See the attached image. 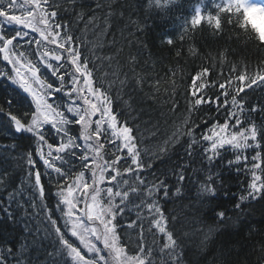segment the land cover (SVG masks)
I'll return each mask as SVG.
<instances>
[{
  "label": "trees",
  "instance_id": "obj_1",
  "mask_svg": "<svg viewBox=\"0 0 264 264\" xmlns=\"http://www.w3.org/2000/svg\"><path fill=\"white\" fill-rule=\"evenodd\" d=\"M55 2L62 9L58 11L56 20L66 26L61 29V35L63 36L65 30H71L75 45L79 46L82 52L81 59L86 57L90 61L88 66L93 70L94 87L107 92L112 98V109L118 115V119H127L129 126L133 127L132 134L137 136L141 159L145 164L152 165L151 169L141 173V177H148L157 183L164 180L169 186V198L166 201L159 199L162 192L157 198L165 216L168 217L169 230L173 231L174 238L180 245L176 252L181 254L182 264H264V208L256 201H249L245 202L247 207L242 205L243 213L233 210L234 205L239 202V197L247 195L250 182L249 173L237 171V168L243 169V161L236 162L231 168L228 166L229 160L235 161L236 150L226 146V149L222 150V158H217L212 165L203 152V148L208 146L207 143L194 144L191 156L186 151L188 144L193 139L199 141L201 135L207 134L213 124H224L227 111H238V108L230 103L232 89L239 87L237 75L245 66L247 73L251 75L264 64V46L255 39L256 27L249 20L247 28L243 27V17L234 13L227 20L222 19V31H215L205 21L195 30L190 28L185 33L183 27L186 28L187 25L184 20H191L193 10L197 6L207 3L209 13L215 14V5L219 3L214 4L211 0H174L168 5L170 11L151 6L150 0H55ZM182 35L183 39L180 38ZM32 37L37 38L32 33L27 39ZM169 38L174 41L171 45L166 42ZM18 43L22 45L19 51L40 67L42 80L54 86L58 85L56 77H53L42 64L37 63V56L32 54L35 45H26L23 41ZM40 47L41 51H44L43 45ZM49 47L56 49L55 45ZM6 65L9 66L0 57V69ZM64 68H68V65L65 64ZM64 68L61 69L62 72ZM203 69L208 70L207 74L196 79L197 74ZM71 70L68 69L69 72ZM220 83L228 90L227 97L220 89ZM200 85L204 87L201 88ZM65 86H68L67 76ZM193 92H196V96L192 95ZM245 92H247L245 101L248 102L246 108L254 105L264 106V86H253L251 91L245 88ZM21 95L24 94L21 92ZM200 95L211 102L193 107L194 100ZM226 98L228 104L224 103ZM239 99L237 96L238 101ZM53 100L60 105L58 111L64 112L68 119H74L72 114L65 111L69 98L64 93H57L49 102L52 103ZM76 103L81 101L77 100ZM23 111L27 113L30 108L24 107ZM181 118L188 119L183 131L187 132L188 128H192L193 136H181L180 143H169L167 152L161 154L158 146L180 126ZM250 119L257 125L264 124V113H251ZM3 120L4 118L0 117V121ZM241 120L245 121L246 126L244 116H241ZM193 122L198 127H193ZM94 127L95 125L93 129ZM42 131L46 133L47 142L53 145L52 159H55L57 155L55 149L60 139L53 132L51 125L44 126ZM62 138L65 143L72 138L80 146L76 152L77 157L87 148L80 125H66ZM101 142L105 143L103 159H113L112 153L115 151L113 146L106 143L103 137ZM0 145L19 146L9 148L7 152L0 148L2 157L0 168L12 172L17 187L25 180L27 170L25 161L13 159L20 157L21 153L30 152L36 161V167L42 173L50 171L43 165L36 152L34 135L25 134L23 138L0 140ZM145 148L148 149L147 155L143 151ZM44 151H48L46 145ZM260 152L264 155V146ZM244 154L250 160L256 152L248 149ZM65 159L69 157L65 156ZM129 163L130 159H122L119 162L120 170L123 171ZM18 164L22 167H17ZM71 164L73 165L71 178L74 179L82 167L76 158H71ZM56 166H61L59 161ZM63 170L68 169L63 167ZM181 171L185 180L178 183L177 176ZM216 173H219V180L210 185L217 189V198L213 199L203 193L201 187L208 183L209 176L215 180ZM125 179H129V183L135 186V177L130 178L125 174ZM47 180L48 177L43 175L42 182L46 190L52 189L51 192H47L45 201L47 208H51L56 202L54 195L56 189L55 182L48 184ZM108 186L112 185L107 183L101 185L102 188ZM177 187L181 189L179 195H175ZM9 191L10 187L0 188V201L8 200ZM130 199L137 205L141 202L131 193ZM144 199L146 203L151 202L147 196ZM21 203L24 208H28L27 193L21 198ZM116 203H119L118 199ZM16 207L15 204L12 205V209ZM216 211H226L229 219L226 222L218 221ZM35 212L37 215L29 219L25 216L24 210L17 209L19 223H0V248L12 247L17 253V258L27 264H46L45 250L53 251L50 247L51 241L44 239L43 233L40 236H36L35 233L29 235L24 230L25 223L34 226L39 219V208L35 209ZM153 215L147 207L126 211V218L121 220L123 227L118 230L120 245L125 247L130 257L137 255L139 246H143L145 251L151 248L152 264H175L168 250L163 247L167 242L166 236L160 233L154 224H150ZM54 218H59V213ZM0 219H4L2 211ZM132 221H136V226L127 227ZM59 222L62 224L63 220ZM65 238L79 247L87 258H93L70 232L65 233ZM34 240L38 242L32 243ZM4 241L8 243L5 244ZM22 245L27 246L26 251Z\"/></svg>",
  "mask_w": 264,
  "mask_h": 264
},
{
  "label": "snow or ice",
  "instance_id": "obj_2",
  "mask_svg": "<svg viewBox=\"0 0 264 264\" xmlns=\"http://www.w3.org/2000/svg\"><path fill=\"white\" fill-rule=\"evenodd\" d=\"M173 2L174 0H150V5L170 11L168 5ZM215 8V14L208 13L206 17L201 11L194 9L191 20H184L187 25L184 32L187 33L190 28L195 30L205 20L215 31H222V19L227 20L234 13L243 17V27L247 28L248 19L245 13L249 11L264 12V3H255L252 0H223L221 4L215 5ZM58 11H62V9L55 0H51V2L50 0H7V3L5 0H0V57L11 66L8 71L0 70V117L4 118L3 121H0V140L23 138L25 134L34 135L36 137V152L43 165L50 170L47 173H42L36 167V161L30 152L21 153L20 157H13V159L23 160L27 164L25 180L21 181L20 187H17L12 172L6 168H0V188H11V191L8 192V200L0 201V211L4 213V219H0V223H19L16 216L17 209L24 210L25 216L33 219L37 215L35 209L39 208V219L36 220L35 225L31 226L25 223L24 230L29 235L35 233L36 236H40L43 233V238L51 241L50 247L53 251L45 250L46 264H152L151 248L145 251L143 246H139L137 255L130 257L125 247L120 245L118 234V230L123 227L121 220L126 218V211L147 207L154 214L150 224H154L156 229L166 236L167 242L163 246L164 249L168 250V254L175 264H182L181 254L176 252L180 245L174 238L173 231L169 230L168 217L165 216L159 203V199L166 201L169 198V186L164 180H159L157 183L148 177H141V173L151 169L152 165L151 163L145 164L141 159L137 136L132 134L133 127L129 126L127 119H118V115L112 109V98L108 96L107 92H102L100 88L94 87L93 70L88 66L90 61L86 57L81 59L82 52L80 47L75 45L71 30H65L63 36L61 35V29L66 26L56 20ZM32 33H38L39 38L32 37L26 40L25 38L30 37ZM254 33L256 41L264 46V32L254 28ZM180 38L183 39V35ZM20 41L26 45H35L32 54L37 56V63L42 64L53 77H56L59 81L58 85L54 86V84L41 79L40 67L19 51V48L22 47L18 43ZM44 42L55 45L56 49L52 52L41 51L40 46ZM166 42L169 45L174 43L170 38ZM52 61L56 63L54 64ZM65 64L68 65V68H64ZM62 68H64L63 72ZM69 68L72 69L70 72ZM207 71V69H203L197 74L196 79L205 76ZM66 76L67 87L65 86ZM236 79L239 87L232 89L230 103L236 106L238 111H227L224 124H213L207 134L201 135L199 141L193 139L188 144L186 151L191 156L194 144L207 143L208 146L203 148V152L209 164L212 165L217 158H222L221 153L226 149V146L236 150L235 161H228L229 168L236 162L243 161V169L237 168V171L250 174L247 195H241L233 209L243 213L242 205L247 207L245 202L249 201H256L264 208V155L260 152L264 146L262 145L264 124L257 125L250 119L251 113H264V106L245 107L248 103L245 101L247 95L245 88L251 91L253 86H264V64H261L251 75L247 73L245 66ZM199 87L202 88L204 85ZM219 87L227 97L228 90L225 85L220 83ZM229 87H231V81H229ZM21 92L24 95H21ZM57 93H64L69 98V104L65 111L72 114L74 119L70 120L64 112L58 111L60 105L55 100L49 103V100ZM241 93L244 95H240ZM192 95L196 96V92H193ZM237 96L240 97L239 101ZM77 100L81 103H76ZM210 102L200 95L194 100L193 107ZM224 103H229L227 98ZM33 105L34 110H32ZM24 107H29L30 111L24 112ZM241 116L245 117L246 126L245 121L241 120ZM229 121H233V123H229ZM70 124L81 126V135L87 144V148L78 157L76 152L80 146L76 144L75 140L69 138L65 143L62 138L65 135V126ZM187 124L188 119L181 118L180 126L163 144L158 146L161 154L167 152L169 143H180L181 136H193L192 128H188L187 132L183 131ZM46 125H51L53 132L60 139V143L55 149L57 153L55 159H52L53 145L47 142L46 133L42 131ZM93 125H95L94 129ZM193 127H198V125L193 122ZM137 131H139L138 128ZM102 137L115 150L112 153L114 158L111 160L103 159L105 143L101 142ZM45 145L48 149L47 152L44 151ZM16 147L19 146L0 145V148H3L5 152L9 148ZM248 149L256 152V155L252 156L250 160L244 154ZM143 151L145 155L148 154V149L145 148ZM116 153H126V155L121 156ZM65 156L69 159H65ZM71 158L78 159L82 167L74 179L71 178L73 167ZM122 159H130V163L123 168V171L119 167V162ZM57 161L61 166H56ZM17 167H22V165L18 164ZM63 167H67L68 170L64 171ZM85 173L88 175L86 176ZM125 174L130 178L135 177V186L129 183V179H125ZM43 175L48 177V184L55 182L56 202L51 208H47L45 201L47 192H51L52 189L46 190L45 184L42 182ZM70 180L71 182H69ZM184 180L185 177L181 171L177 176V181L179 183ZM218 180L219 173H216L215 180L209 176L208 183L202 185L201 191L216 199L217 189L210 185L215 184ZM105 183L112 186L102 188L101 185ZM161 192L162 196L158 199L157 196ZM180 192L181 189L177 187L175 195H179ZM25 193L28 194L27 209L21 203V198ZM130 193L140 199L139 205L130 199ZM145 196L151 200L150 203H146ZM117 199L119 203H116ZM13 204L17 206L16 209H12ZM57 213H59V218H54ZM215 215L220 222H226L229 219L226 211H216ZM137 219L139 220L140 217L138 216ZM60 220H63L62 224L59 222ZM135 226L136 221L127 225L129 228ZM66 232H70L71 236L76 238L88 253L92 254L93 258H87L79 247L74 246L69 239H66ZM37 242L36 240L32 241V243ZM4 243L7 244L8 241H4ZM22 248L24 251L27 250L26 245H22ZM9 258L12 260L10 261ZM0 264H27V262H22L17 258V253L12 247H4L0 248Z\"/></svg>",
  "mask_w": 264,
  "mask_h": 264
},
{
  "label": "rangeland",
  "instance_id": "obj_3",
  "mask_svg": "<svg viewBox=\"0 0 264 264\" xmlns=\"http://www.w3.org/2000/svg\"><path fill=\"white\" fill-rule=\"evenodd\" d=\"M252 2H255V1L252 0ZM199 11H201L206 17V13H204V10L201 9ZM248 14H250L252 18L251 20L259 25L261 32H264V12L249 11Z\"/></svg>",
  "mask_w": 264,
  "mask_h": 264
},
{
  "label": "water",
  "instance_id": "obj_4",
  "mask_svg": "<svg viewBox=\"0 0 264 264\" xmlns=\"http://www.w3.org/2000/svg\"><path fill=\"white\" fill-rule=\"evenodd\" d=\"M49 59H51V58H49ZM55 62V61H54Z\"/></svg>",
  "mask_w": 264,
  "mask_h": 264
}]
</instances>
